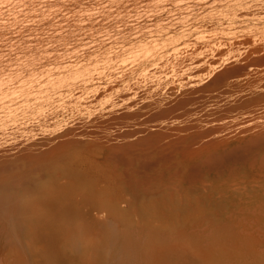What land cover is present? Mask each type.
Wrapping results in <instances>:
<instances>
[{
    "label": "rangeland",
    "instance_id": "374dc122",
    "mask_svg": "<svg viewBox=\"0 0 264 264\" xmlns=\"http://www.w3.org/2000/svg\"><path fill=\"white\" fill-rule=\"evenodd\" d=\"M0 165L53 264H264V0H0Z\"/></svg>",
    "mask_w": 264,
    "mask_h": 264
},
{
    "label": "bare ground",
    "instance_id": "6f19581e",
    "mask_svg": "<svg viewBox=\"0 0 264 264\" xmlns=\"http://www.w3.org/2000/svg\"><path fill=\"white\" fill-rule=\"evenodd\" d=\"M24 180L23 173L0 170V264H46V253L47 264H53V220L46 222L47 238L43 243V222L37 216L41 203L32 191L27 192L26 199ZM30 194L34 196L30 198Z\"/></svg>",
    "mask_w": 264,
    "mask_h": 264
}]
</instances>
